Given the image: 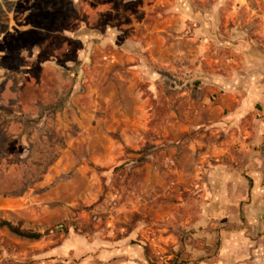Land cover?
<instances>
[{
  "label": "rangeland",
  "instance_id": "rangeland-1",
  "mask_svg": "<svg viewBox=\"0 0 264 264\" xmlns=\"http://www.w3.org/2000/svg\"><path fill=\"white\" fill-rule=\"evenodd\" d=\"M170 263L264 264V0H0V264Z\"/></svg>",
  "mask_w": 264,
  "mask_h": 264
},
{
  "label": "trees",
  "instance_id": "trees-1",
  "mask_svg": "<svg viewBox=\"0 0 264 264\" xmlns=\"http://www.w3.org/2000/svg\"><path fill=\"white\" fill-rule=\"evenodd\" d=\"M72 226L75 228V230H77L74 222L73 223L67 222V223H58L55 226H53L50 230L46 231L45 233H41V232L29 230V229H24L20 225L8 224V228L12 233H14L15 235L21 238H25L28 240H39L45 235H48L51 233L68 232L70 227Z\"/></svg>",
  "mask_w": 264,
  "mask_h": 264
}]
</instances>
